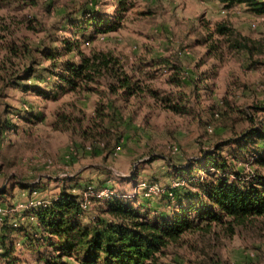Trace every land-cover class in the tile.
I'll use <instances>...</instances> for the list:
<instances>
[{"label": "rangeland", "instance_id": "1", "mask_svg": "<svg viewBox=\"0 0 264 264\" xmlns=\"http://www.w3.org/2000/svg\"><path fill=\"white\" fill-rule=\"evenodd\" d=\"M110 1L36 0V5L20 8L22 0H0V23L34 20V29H26L25 24L16 34L17 42L31 47L57 51L60 39L77 38L85 52L112 51L128 68L153 75L144 85L158 98L184 95L188 109L183 114L164 109L149 92L127 101L113 96L112 104L98 93H60L43 86L49 96H56L43 97L0 83V188L7 187L14 195L13 206L0 205V210L28 226L27 211L16 210L15 204L26 202L34 191V197L49 201L62 186L82 195L88 187L109 189L112 196L136 207L145 205L144 212L152 216L162 215L165 193L146 197L143 181L156 182L165 190L185 188V178L175 170L169 176L171 167L203 160L218 143L253 126L248 116L264 125V113L255 108L264 106V16L253 14L244 3L226 7L217 0H131L133 6L119 29L96 33L89 27L72 33L69 19L80 18L85 8L113 20L116 7ZM218 24L228 26L234 38L248 37L260 47L253 54L229 50L226 37L215 33ZM213 44L218 47L208 55ZM5 54L2 48L0 64ZM37 57L42 66L51 64ZM69 58L78 60L75 53ZM165 58L184 68L185 87L167 83L171 70L159 65ZM48 80L58 82L55 77ZM103 105L114 112L123 135L120 145L106 155L98 149L94 152L92 133L88 138L82 133L91 129L97 108ZM229 161L243 175L257 168L232 157ZM19 181L30 188L21 189ZM109 198L93 199L94 214ZM16 248V264H39L38 251L22 243ZM158 264H264V216L236 226L234 233L216 223L209 230L187 233L168 247Z\"/></svg>", "mask_w": 264, "mask_h": 264}, {"label": "trees", "instance_id": "2", "mask_svg": "<svg viewBox=\"0 0 264 264\" xmlns=\"http://www.w3.org/2000/svg\"><path fill=\"white\" fill-rule=\"evenodd\" d=\"M217 1L226 7L244 3L253 14L264 16V0ZM110 2L116 7L113 20L85 8L81 10L83 14L80 18L69 19L72 33L77 34L89 27L96 33L119 29L133 2ZM36 3V0H22L20 8ZM33 21L0 23V50L3 48L6 51L0 64V83H4L5 87L18 88L26 93L34 91L43 97L53 98L56 96H49L43 86L60 93H98L108 97L112 104L114 102L110 98L113 96L127 101L149 92L159 99L162 108L182 114L187 111L183 103L184 95H180L182 98H158L156 91L144 85L153 75L135 67L128 68L124 59L112 51L91 48L85 52L81 49L83 41L77 38L60 39L61 49L57 51L17 42L16 34L22 25L26 24L28 30L34 29ZM215 33L226 37L229 50L253 54L260 47L251 43L248 37L239 35V38H234L236 34L225 24L216 25ZM217 47L216 44L210 45L208 55ZM72 53L76 54L77 61L69 58ZM38 55L51 64L42 66ZM159 63L171 70L168 84L176 88L186 86L184 68L179 63L167 58ZM49 76L57 78L58 82L48 80ZM101 87L104 90L101 91ZM255 108L264 113V106ZM96 114V119H92L95 129L92 126L82 133L84 138L92 133L90 140L94 152L98 149L106 155L120 145L123 135L118 131L114 112L107 111L103 105L97 108ZM248 119L253 126L235 138L218 143L203 160L169 169V176H172V169L175 170L185 178L187 187L166 189L161 198L166 207L162 215L152 216L150 211L144 212L145 205L136 207L130 200L111 196L107 201L100 202V210L92 219L80 205L82 194L74 193L69 186H62L45 206L24 213L31 226L9 213L0 215V264L17 263L15 253L20 243L33 252L38 251L39 264H158L168 247L177 244L187 233L209 230L212 223L224 224L234 233L236 226L263 217L264 125L256 123L251 116ZM8 129L11 127L8 126ZM226 147L229 148L224 154ZM245 153H250V156ZM229 157L257 168L243 175L229 161ZM17 185L21 189L30 188L21 181ZM13 197L7 187L0 188V205L13 206L10 205ZM203 223L206 226L201 228Z\"/></svg>", "mask_w": 264, "mask_h": 264}, {"label": "built area", "instance_id": "3", "mask_svg": "<svg viewBox=\"0 0 264 264\" xmlns=\"http://www.w3.org/2000/svg\"><path fill=\"white\" fill-rule=\"evenodd\" d=\"M179 184H177V186ZM140 185L146 191L145 192L146 197L162 194V193H165L166 191L164 187H162L160 184L156 182L143 181ZM36 193H37L36 191L33 192L34 195ZM33 194L30 195L29 199L26 202H17V204H15V209L16 210L23 209L27 212H30L36 208L43 207L46 205V203H48L46 200L38 199L37 197H34ZM112 195L113 193L109 189L95 191L93 190L92 187H88V191L84 192V194L82 195L80 199V205L82 209L86 212V214L92 219H94L96 217V214H94V210H93V199H96V198L105 199V198L111 197ZM6 212H7L6 210L2 211L1 209L0 215L3 216L8 213Z\"/></svg>", "mask_w": 264, "mask_h": 264}]
</instances>
